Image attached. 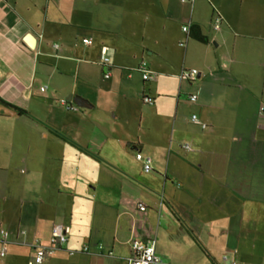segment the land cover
<instances>
[{
  "label": "crops",
  "instance_id": "1",
  "mask_svg": "<svg viewBox=\"0 0 264 264\" xmlns=\"http://www.w3.org/2000/svg\"><path fill=\"white\" fill-rule=\"evenodd\" d=\"M244 1L0 0V264H30L56 224L43 264H128L139 239L173 264H264V14L241 29Z\"/></svg>",
  "mask_w": 264,
  "mask_h": 264
},
{
  "label": "built area",
  "instance_id": "2",
  "mask_svg": "<svg viewBox=\"0 0 264 264\" xmlns=\"http://www.w3.org/2000/svg\"><path fill=\"white\" fill-rule=\"evenodd\" d=\"M183 2H188L193 4L195 0H181ZM222 24V19L217 15L215 19V28L219 29ZM191 28V25H186L183 27L184 32H189ZM91 39H84L83 43L86 46H89L92 44ZM56 48L58 45L55 46ZM102 62L104 64H108L110 62V58L108 57V49L103 48L102 49V55H101ZM139 71L142 74V77L144 81H150L154 78L155 73L150 69L147 62L143 61L139 66ZM201 73L197 69H190V70H183L181 73V79L186 80L189 82H195ZM110 74H107L106 77L108 78ZM47 86H43L41 88L42 92H45L47 90ZM189 100L191 103H196L198 100L197 94H192L189 96ZM143 102L148 105H153L154 100L150 97H145L143 99ZM62 105L67 107V109L75 110L74 107H69L67 105V101H62ZM261 114L264 115V107L260 108ZM191 121L195 124L200 126L203 129L207 128V125L205 123H202L197 115H193L191 117ZM184 148L186 150H190L191 146L190 144H185ZM136 159L142 163L144 170L149 173L153 171V159L150 156H145L141 153L137 154ZM139 209L142 211H146V207L142 204H139ZM70 233V228L67 225L64 224H56L53 226L51 231V237L48 244H43L41 242V239L35 238L34 242L32 243V247L34 248V256L30 264H43L48 258L54 256L57 251L68 242V236ZM25 234V232H23ZM1 235V243L3 244L2 249L0 250V261L4 259L7 255V242L9 239V233L6 230L0 231ZM132 254L129 258L128 264H173L166 262L163 260L156 252V244L155 241H143L141 239L133 241L131 245ZM88 248H85L83 252H87ZM71 254H75L74 252H71ZM226 260L227 257H224Z\"/></svg>",
  "mask_w": 264,
  "mask_h": 264
},
{
  "label": "rangeland",
  "instance_id": "3",
  "mask_svg": "<svg viewBox=\"0 0 264 264\" xmlns=\"http://www.w3.org/2000/svg\"><path fill=\"white\" fill-rule=\"evenodd\" d=\"M237 11H233L235 15H237V18H242L241 20H235L236 24L238 25L240 23L241 29H253L255 26H251L250 23H254L256 17H261L262 14H264V0H245L242 5L238 4L236 6ZM248 41L251 42L250 39ZM251 43H256V41L252 40ZM261 44H264V42H259ZM253 71L255 73H258L262 79H264V66H258L257 68L254 67ZM255 106V103H254ZM261 104L259 103L258 107H260ZM261 108V107H260ZM261 113V112H260Z\"/></svg>",
  "mask_w": 264,
  "mask_h": 264
},
{
  "label": "trees",
  "instance_id": "4",
  "mask_svg": "<svg viewBox=\"0 0 264 264\" xmlns=\"http://www.w3.org/2000/svg\"><path fill=\"white\" fill-rule=\"evenodd\" d=\"M190 29L193 31L192 36L194 37L196 41L200 43H208V38L202 33L200 26L192 25ZM12 108H14V110L18 112L19 114H22V115L27 114L24 110L18 107H12Z\"/></svg>",
  "mask_w": 264,
  "mask_h": 264
},
{
  "label": "water",
  "instance_id": "5",
  "mask_svg": "<svg viewBox=\"0 0 264 264\" xmlns=\"http://www.w3.org/2000/svg\"><path fill=\"white\" fill-rule=\"evenodd\" d=\"M28 43L33 46V41L31 38H28ZM75 102L82 108H91L92 106L88 104V102L82 98L75 99Z\"/></svg>",
  "mask_w": 264,
  "mask_h": 264
}]
</instances>
